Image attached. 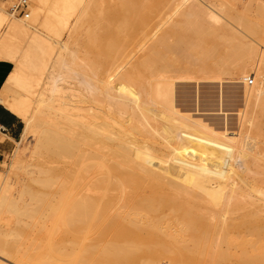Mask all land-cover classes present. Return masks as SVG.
Here are the masks:
<instances>
[{
    "label": "bare ground",
    "instance_id": "1",
    "mask_svg": "<svg viewBox=\"0 0 264 264\" xmlns=\"http://www.w3.org/2000/svg\"><path fill=\"white\" fill-rule=\"evenodd\" d=\"M92 2L32 0L31 11L19 18L8 14L2 8L6 3L0 0V60L14 65L0 93V102L25 123L16 146L21 147L28 137L36 138L30 153L33 163L26 160L28 165L48 175V179L38 180L48 191L29 187L13 194L15 185L9 180L18 164L24 161L20 147L14 152L15 163L8 166L7 172L0 170V263L264 264V188L261 185L264 174H259L262 180L257 179L249 165L250 160L256 164L259 161L260 165L264 148L256 142L257 137L240 133L241 127L240 134L229 133L227 126L231 124L220 128L217 121L194 118L190 113H181L177 109L179 105H175V89L182 86L176 87L175 81L180 68L178 49L185 43L178 30L180 2L123 0L117 17L121 21L112 24L114 18L110 16L107 24L97 25L95 36L101 30L94 38L99 42L95 52L98 58H89L85 68H78L77 53L70 49L68 42L61 48L59 45L62 51L54 52L58 43L52 42L56 45L50 44L49 49L50 38L31 28V20L38 8L49 6L61 17L66 32L75 18L71 30H76L89 17ZM197 8L196 15L193 12L184 15L186 20L193 15L198 18L196 21L194 17L196 22L192 25L196 33L204 30L206 19L220 21V16L211 8ZM174 16L177 18L173 19ZM155 20L159 26L168 24L169 28L166 26L168 29L159 36L155 33L157 37L152 35L146 53L130 64L134 52H125L126 48L119 46L122 42H117H133L137 30L145 34ZM22 35L29 40L20 39ZM148 39L147 35L142 36V40ZM27 40L40 48L39 65L33 66L29 60L30 48L19 47L26 45ZM145 45L142 43L141 47ZM46 47L53 51L45 50ZM43 53L50 56L43 58ZM180 53L183 55L184 51ZM258 62L264 66V53L259 55ZM245 65L237 74L241 84L252 80L244 73ZM73 75L77 76L79 88L69 82ZM249 86L244 85V97L258 105L257 114L264 128V84L257 82ZM183 94L187 101L190 95ZM224 101L216 105L205 101L199 107L211 104L218 107L216 111L225 113ZM225 116L228 123L229 117ZM259 129L256 130L260 132ZM239 154L245 159L242 174L236 169ZM20 158L23 161L18 163ZM54 164L64 166L58 169ZM251 171L255 174L252 178ZM4 215L7 217L6 223L3 222L5 232L2 230ZM10 216L18 221L25 217L30 219L28 223L34 221L47 227L49 224L48 250L55 248L51 245L56 243L51 241L61 229L65 235L60 241L70 244H66L58 257L55 255L56 260H49L42 251L32 252L19 240L10 239L12 233H17L15 219ZM89 234H92L91 243L86 244Z\"/></svg>",
    "mask_w": 264,
    "mask_h": 264
},
{
    "label": "rangeland",
    "instance_id": "2",
    "mask_svg": "<svg viewBox=\"0 0 264 264\" xmlns=\"http://www.w3.org/2000/svg\"><path fill=\"white\" fill-rule=\"evenodd\" d=\"M52 1H54V0H52ZM122 1L123 0H93V2L91 4V10L89 11V17L84 20V23L81 26L76 28L77 31L76 30H71L73 25L75 24V18L72 19L70 21V23H69V26H68L69 27L68 32L70 31L69 33L65 31V28L63 27L62 19L58 15V13H56L52 9V7L43 6V7L38 8L37 11H35V15H34L33 19L31 20V26H32L31 28L34 27L33 29H37V31H39V33L41 32V33H43V35L45 37H48V39L49 38L51 39V40L49 39L51 42H49V40H48L49 45H47V46L49 47V49H51L52 46H54L55 43L56 44L58 43L57 44L58 46L56 47V51L54 50V52L62 51V49L61 50L59 49V45H60V48H61V46L63 47L64 42L66 43V41H67L68 42V46L70 47V49H72L75 53H77V55L75 54V56L77 57V61L78 60L80 61V63H78L79 65L77 67L78 68H83V67L85 68L86 67L85 64L88 62L89 58H92V59H93V57L94 58H98V57H96L95 52L97 50V46H98L99 42H98V40L95 41L94 38L100 35L101 30L98 31V34H96V36H95V33H97V32H95V31H97V25H99V24H107V22H106L107 20L106 19H107V17H110V16L114 18L113 21H112V24H113V22H114V24H116V22L121 21V19L117 20V17L120 14L118 7H119V5H120V3ZM184 1L185 0H178V3L180 2L179 5H178V9H179L178 10V24H179V26H178L179 29L178 30H179V32H181L180 35L185 40V43L181 44L179 46L181 49L180 48L178 49V50H180L179 53H178V61H180V62L184 61V62H182V63L178 62V65L180 67V68H178L179 76H178V80H175L176 81V87L177 86L180 87L182 85L180 87L181 89L180 88L175 89V91H176L175 94H177V96H175L176 97L175 102H177V103H175V105L176 104L179 105V107H177V109L179 111H181V113H190V114H192L194 118L195 117L196 118L199 117L201 119H207L206 120L207 122H208V120H211V119H212L211 121H213V120H214V122L217 121V123H219V125L221 124L220 128L223 127L225 129V127H226L225 124H228V125L231 124L230 126H227L230 129L229 133H233L234 132V133L237 134L239 132V130H240V127H241V130H240L241 132L240 133L244 132V133L250 134L252 137H255V138L257 137L256 138V142H259L258 144L260 145L261 149H263L264 148V143H263L264 142V136H263L264 135V128H262L263 127V125H262L263 121L260 122L261 118H259L260 116L257 114L258 113L257 110L259 111V108L257 107L258 105H255L253 103L254 102V101H252L253 99L250 102H248V100L244 97V90H245L244 85L248 83V85H251L249 87H253V86H255L257 84V82L261 83L262 85L264 84V81H263L264 80V68H263L264 66H262L261 64L259 66V62H258L259 55L261 53H264V0H197V1L196 0L195 1L194 0H189V1L187 0L185 2ZM28 2H29V7H30L29 9L31 11V7L33 6L32 0H28ZM9 3L10 2H8V3L4 4V5L2 4V8L5 9V11L7 13L9 12L7 10ZM79 4H80V1H79ZM198 6L199 7L201 6V8H203L204 10H206V8L207 9L211 8L215 13H217L218 16H220V21L218 23L217 22H213V21L211 22L210 20L207 21V19H206V21L204 22L205 24H204V30H203L205 32L202 31L201 33H196L195 32L196 31L195 30L196 27H194V26L192 27V25H194V22L198 21L197 20L198 18L195 17L196 11H198L197 10ZM179 7H181V8H179ZM192 7H195L196 9H194ZM192 12L195 13V15L190 17L189 20H186L184 15H186L188 13H192ZM194 17H195L196 21L194 20ZM176 18L177 17H175V16L173 17V19H176ZM184 21H186V22H184ZM153 22L149 25L150 26L149 29L148 30L146 29L145 34L142 31L137 30V32L135 33V36H134L136 41H134L135 40L134 39L133 42L132 41L128 42V40L127 41L126 40L125 41L121 40V41L117 42L118 44L120 42H122V43H120L119 46L122 45V49L126 48L125 52L131 51V52H129L131 54L134 52L135 55L132 54L133 58L130 59V61H129L130 64L136 63V61H138V59H140V57L142 55H144V53H146L147 48L150 45L149 41L152 38L161 35L165 30H167L169 28L168 24H165V25L162 24V25H160L161 26L160 27L159 26V21L155 20ZM199 23H200V21H199ZM215 23H217V24L215 25ZM63 30H64V32H63ZM82 32H84V33H82ZM188 32H189V34H188ZM147 33H150V34H147ZM155 33H156L157 36L154 35ZM138 35H139V37H138ZM145 35H147V39L149 38L148 40H142V36H145ZM152 35H154V36H152ZM151 36H152V38H151ZM24 37L22 35L19 38L20 39L21 38L22 39H28L27 37H25V38ZM88 38H91L92 41H89ZM198 38H200V39H198ZM205 39H207V40H205ZM28 40H27L26 45H21V46L19 45V47L23 48L25 46L26 50H27V48H30V57L29 58H31V59H29V60H31L34 63L33 66L34 65L35 66L39 65L40 61H38V60H41L40 48H39L38 45H36L37 47H34L35 45H34V43L31 40H30V42H32V43L29 44L30 42ZM59 40L63 41V43H61V41H59ZM52 42H55V43H52ZM238 42H240V43H238ZM130 43L131 44L133 43L132 46H131ZM142 43L146 44L144 46L145 48L141 47ZM35 44H37V43H35ZM50 44L51 45L53 44V45L50 47ZM53 48H55V47H53ZM190 48H192V49H190ZM237 48H238V50H237ZM18 49H20V48H18ZM91 49H92V51H91ZM206 49H208V50H206ZM45 50H47V47L45 48ZM181 50H183L184 53ZM235 50H237V51H235ZM47 51L51 52V51H53V49L52 50H47ZM47 51L45 53H47ZM54 52L51 53V54H53L55 56L56 53H54ZM180 52H182L183 55ZM237 53H238V55H237ZM42 56H43V58H47L46 56H50V55H47V54L43 53ZM184 56H187L188 58L184 57ZM238 56H239V58H238ZM253 57H254V60H253ZM227 58H228V60H227ZM202 59H204V60H202ZM28 64H29V62H28ZM183 64H185V65L183 66ZM242 65H245L244 73L247 76H250L252 78V80H250V81H252V84H250V81H248L247 83L245 82L244 84L243 83L241 84L240 83L241 81L237 79L238 76H239V75L237 76L238 71L241 69V67H243ZM126 66L129 67L128 65H126ZM236 66H238L239 69ZM261 66H262L263 70L260 68ZM187 67H189V68H187ZM191 69H193V70H191ZM187 71H189V72H187ZM205 71H210V72H213V73H211V74L207 73L206 74ZM179 72L181 73L182 76L186 74L185 76H183L186 79L180 78L181 75H180ZM35 75L36 76L38 75L37 71L35 72ZM218 75H219V77H218ZM75 76L76 75H73V78ZM76 77L74 79L72 77L69 78V82H70V84L72 83V86H74V87L76 86V87L79 88V86H78L79 84L77 83L78 79ZM257 80H259V81H257ZM235 81H236V84H235ZM238 82H239V84H238ZM218 84H219V86H218ZM12 90L15 91V88H13ZM200 90H202V91H200ZM236 92H238L239 94L236 93ZM183 93H188L190 95V96H188V94H185L188 97H191L189 101H188V97L186 98L187 101L185 99H183V95H184ZM210 95L213 96V97L211 96V99L209 98ZM220 95H221L222 98L220 97ZM206 97H207L208 100L206 99ZM178 98H180V99H178ZM193 98H195V99H193ZM224 99H225L226 102L224 101ZM222 100L224 101V103H223L224 107L223 108L225 109L224 110L225 113H223V112L221 113V111L218 112V111H216L217 110L216 108H218V107H216V106L213 107V105L211 106L212 103L214 105H216L219 102H223ZM197 101H198V103H197ZM205 101H208V103H211V104H208L209 107L202 106V107H206L205 109L202 108L201 106L199 107V104H201V105L203 104L204 105ZM201 102H203V103H201ZM237 102H239V103H237ZM245 102H246V104H245ZM225 103H227V104H225ZM192 105H194L193 108H192ZM210 108H212V109H210ZM213 109H214V111H211ZM199 110H203V111H199ZM239 112H241V113H239ZM225 114L228 115V117H229L228 120L230 121V123H229V121H228V123H227V121L225 122V120H227V117L225 116ZM203 116H205L206 118L203 117ZM238 119L241 120V122L238 121ZM211 121H209V122H211ZM255 122H257L256 125H253V123L255 124ZM243 124L246 126V128H245V126ZM242 125H243V127H242ZM252 126L255 127L256 129H259L261 127L263 130L259 129L260 130V132H259L255 128L252 129ZM256 126H259V128L256 127ZM223 128H222V130H224ZM244 129H245V131H244ZM240 133H238V134H240ZM260 134H262V135H260ZM24 141L22 142V146L21 147L20 146H16V148H15V149H17V148L20 147L21 154H23L24 161L22 160V158L17 160V162L18 161L19 162L23 161V162L20 163V164H18L19 163L18 162L17 164L20 165V166L16 167L15 171H13L11 173L12 175L10 176L9 182L12 184V186L15 185V188H12V189L15 190L13 194H17L18 190L20 192V190L28 189L29 187H30L29 189H33V190H36V189L39 190L40 189L42 191H48V188H45V187L43 188V187H41L38 184V180H43L45 178L48 179L47 173L45 171H43V170H42L43 171V173H42V171L38 170V168H35L34 166H29L28 163H27V161L29 162V164L33 163V159L31 158V156H30L31 154L30 153L32 152V150H33V148L35 146L34 143L36 144V138L35 137H28ZM14 152L11 155L6 157V159L4 160L5 164H4V162L1 163V165H0V170L1 171L7 172L8 171L7 168H9L11 165H13L15 163ZM237 156H236V158H237ZM240 156L241 155L239 154V156H238L239 158L236 159L237 160L236 164L239 165V167L236 166V169L238 170V172L240 174H242L243 171H244V168H245V167H242L243 166V162L245 161V159H244V157H241L242 158L241 159ZM259 159H261L260 160V165H259V161L257 162L258 164H256V163H254L253 161L250 160V164H249L250 168H252V171L257 174V175H255L251 171L252 175H250V177L252 178L255 175V177H257V179L259 177L260 178L259 180H262L261 175L264 174V172L262 173V171H264V155L260 156ZM255 165H256L257 168L255 167ZM53 166H55L54 168L60 169L64 165L63 164H54ZM259 166L262 167V168H260ZM253 167H254V169H253ZM261 169H262V171H261ZM39 171L41 173H38ZM256 171H258L259 173L256 172ZM38 174H40V175H38ZM259 174H261V175H259ZM262 176H263V179H264V175H262ZM261 185L264 188V184H261ZM16 191H17V193H16ZM12 192L13 191H11V193ZM20 201H24V200H20ZM20 201H19V203H22ZM26 202L29 203V200L27 199ZM30 203H31V201H30ZM10 217L15 219V221H14L11 218L13 220V222L15 223L14 225L16 226V227L14 226V228L17 230L16 231L17 233H12V237L10 239L12 241L19 240L20 244H22L23 246L26 245L25 246L26 248L29 247L28 250L31 248L32 252H37V251L41 252L42 251L45 255L47 254L46 257H48L47 259H49V260H51V258L56 260V258L58 257V254L62 253L63 252L62 250H64L67 247V245L70 244L69 241H64V242L60 241V238H63L64 235H65L64 234V230L61 229L59 231L58 235H55L56 238L53 235V237L55 239L52 238L53 240L51 241V244L52 243L53 244L56 243V245H51L53 247L55 246V248H53L51 250L49 249L50 253L48 254V251H49L48 250V246L50 245L49 238L51 236V235H49V237H48V234L49 233L51 234V231L48 229V227L50 228L49 224H48V227H47V225L44 226L43 223L39 224L37 222L34 223V221H30V223H31V225H30V223H28L29 222L28 220H30V219H28V218L25 219V217H22V220L19 219V221H18V219H16L14 216H10ZM5 218L7 219V217L4 215V221H2V223L5 222ZM22 222H23V224L25 223L27 226H25V224H24V226H25L24 227L21 224ZM5 223L2 224V230H4V232L6 230V227H5L6 225L4 226ZM28 224L30 225V227H29ZM32 224H34V225L36 224V225L34 226ZM41 224H43V226ZM39 225H40V227L38 228ZM41 226L43 228H41ZM34 227L36 228V231L34 230L35 229ZM31 228L33 229V231L31 230ZM42 229H43V231H42ZM44 231H45V234L47 233L46 236L43 235ZM90 235H92V234H89V236H87V240L85 241L86 244L91 243L90 242L91 241L90 237L92 238V236H90ZM88 237H89V239H88ZM47 240H48V242H47ZM47 243H48V245H47ZM58 244H59V246H58ZM61 244L63 245V247H62ZM46 245H47V247H46ZM55 251H56V253H55ZM164 263H165V261H163V264Z\"/></svg>",
    "mask_w": 264,
    "mask_h": 264
},
{
    "label": "crops",
    "instance_id": "3",
    "mask_svg": "<svg viewBox=\"0 0 264 264\" xmlns=\"http://www.w3.org/2000/svg\"><path fill=\"white\" fill-rule=\"evenodd\" d=\"M13 68L12 62L0 60V93ZM24 129V121L0 102V165L15 151L16 143L20 141Z\"/></svg>",
    "mask_w": 264,
    "mask_h": 264
},
{
    "label": "built area",
    "instance_id": "4",
    "mask_svg": "<svg viewBox=\"0 0 264 264\" xmlns=\"http://www.w3.org/2000/svg\"><path fill=\"white\" fill-rule=\"evenodd\" d=\"M3 2H10L7 10L15 17L23 18L29 13L28 0H4ZM250 84H252V81H250Z\"/></svg>",
    "mask_w": 264,
    "mask_h": 264
}]
</instances>
